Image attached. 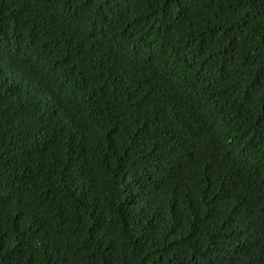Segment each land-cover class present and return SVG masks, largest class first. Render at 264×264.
Returning <instances> with one entry per match:
<instances>
[{"label":"trees","instance_id":"trees-1","mask_svg":"<svg viewBox=\"0 0 264 264\" xmlns=\"http://www.w3.org/2000/svg\"><path fill=\"white\" fill-rule=\"evenodd\" d=\"M0 264H264V0H0Z\"/></svg>","mask_w":264,"mask_h":264}]
</instances>
